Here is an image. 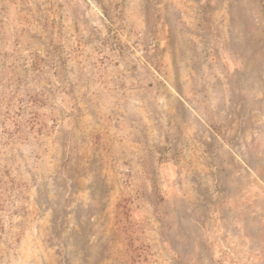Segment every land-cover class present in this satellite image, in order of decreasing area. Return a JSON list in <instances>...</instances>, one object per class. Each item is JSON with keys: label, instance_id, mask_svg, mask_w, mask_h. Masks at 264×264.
<instances>
[{"label": "rangeland", "instance_id": "1", "mask_svg": "<svg viewBox=\"0 0 264 264\" xmlns=\"http://www.w3.org/2000/svg\"><path fill=\"white\" fill-rule=\"evenodd\" d=\"M0 264H264V0H0Z\"/></svg>", "mask_w": 264, "mask_h": 264}]
</instances>
